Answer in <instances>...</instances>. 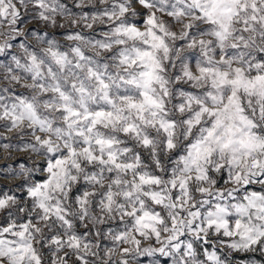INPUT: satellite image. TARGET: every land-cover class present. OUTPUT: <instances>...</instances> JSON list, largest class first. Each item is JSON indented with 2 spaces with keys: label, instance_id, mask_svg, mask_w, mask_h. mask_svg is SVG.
<instances>
[{
  "label": "snow or ice",
  "instance_id": "obj_1",
  "mask_svg": "<svg viewBox=\"0 0 264 264\" xmlns=\"http://www.w3.org/2000/svg\"><path fill=\"white\" fill-rule=\"evenodd\" d=\"M0 264H264V0H0Z\"/></svg>",
  "mask_w": 264,
  "mask_h": 264
},
{
  "label": "rangeland",
  "instance_id": "obj_2",
  "mask_svg": "<svg viewBox=\"0 0 264 264\" xmlns=\"http://www.w3.org/2000/svg\"><path fill=\"white\" fill-rule=\"evenodd\" d=\"M13 161H4V160H0V165H3L5 163H12ZM10 181L9 180H4V179H0V188H4L7 187L9 185Z\"/></svg>",
  "mask_w": 264,
  "mask_h": 264
}]
</instances>
